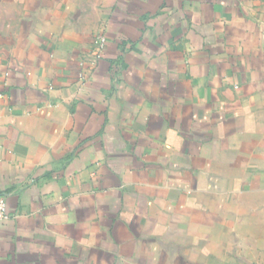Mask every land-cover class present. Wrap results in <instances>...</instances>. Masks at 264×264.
I'll use <instances>...</instances> for the list:
<instances>
[{"label": "crops", "instance_id": "crops-1", "mask_svg": "<svg viewBox=\"0 0 264 264\" xmlns=\"http://www.w3.org/2000/svg\"><path fill=\"white\" fill-rule=\"evenodd\" d=\"M0 195V264H264V0H0Z\"/></svg>", "mask_w": 264, "mask_h": 264}, {"label": "built area", "instance_id": "built-area-1", "mask_svg": "<svg viewBox=\"0 0 264 264\" xmlns=\"http://www.w3.org/2000/svg\"><path fill=\"white\" fill-rule=\"evenodd\" d=\"M106 43V38H101V47H103ZM8 217L7 212V204L6 199L3 195H0V225L3 223V221Z\"/></svg>", "mask_w": 264, "mask_h": 264}]
</instances>
